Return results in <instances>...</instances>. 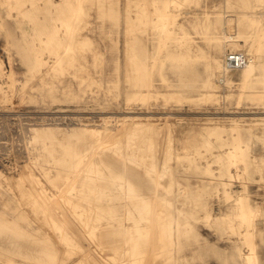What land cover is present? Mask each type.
Listing matches in <instances>:
<instances>
[{
    "label": "rangeland",
    "instance_id": "rangeland-1",
    "mask_svg": "<svg viewBox=\"0 0 264 264\" xmlns=\"http://www.w3.org/2000/svg\"><path fill=\"white\" fill-rule=\"evenodd\" d=\"M251 246L264 264V0H0V264H247Z\"/></svg>",
    "mask_w": 264,
    "mask_h": 264
},
{
    "label": "bare ground",
    "instance_id": "bare-ground-1",
    "mask_svg": "<svg viewBox=\"0 0 264 264\" xmlns=\"http://www.w3.org/2000/svg\"><path fill=\"white\" fill-rule=\"evenodd\" d=\"M169 9V8H168ZM76 11H77V8L75 9L74 8V10H73V13H76ZM174 11H171V10H167V9H161V10H159V13H160V16H163V17H165V19H164V23H163V25L161 26V29H160V33H161V40H164V38H165V35L169 32V25H168V23H170V22H172V21H174L175 19H176V14L175 13H173ZM169 17H171V19H169ZM68 45H70V44H68ZM247 53H250V50H248V52ZM253 67H254V62H252L251 61V59L250 58H248V60H247V62L243 65V67H241V68H243V70H244V73H243V82H245V81H247V79H248V76H249V74H250V72H251V70L253 69ZM131 77H135V75L134 74H132V76ZM123 121V120H122ZM121 121V122H122ZM111 123V122H110ZM117 123L118 122H115V124L117 125ZM125 122H123V124H121V123H118V124H121L122 125V127H124V124ZM109 124V123H108ZM142 124V123H141ZM106 125V124H105ZM129 125V124H128ZM137 124L135 123L134 125H133V123H132V126H131V124L129 125L130 127L128 128V132L127 133H129V136L131 135V134H133V133H135V130L137 129L136 127L137 126H141V125H137ZM147 125V124H146ZM143 126H144V124H143ZM151 126V125H150ZM149 126V127H150ZM156 126V125H155ZM109 127V126H108ZM111 127V126H110ZM139 127H138V129H139ZM142 127V126H141ZM145 127V126H144ZM143 127V128H144ZM154 127V126H153ZM143 128H140V129H142L143 130ZM148 128V127H147ZM125 129V128H124ZM146 129V128H145ZM149 129H151V128H149ZM112 130V129H111ZM119 130V129H118ZM117 130V131H118ZM155 134H157V135H159L158 133H160V130L162 131V129L160 128V127H155ZM138 131V133H140L141 132V130L139 131V130H136V132ZM148 131H150L151 132V130H148ZM100 132H103V131H101L100 129H97V128H95L94 130H93V133L97 136V137H100L99 136V134H100ZM107 132V131H106ZM105 132V133H106ZM143 132V131H142ZM144 132H145V130H144ZM120 133V132H119ZM119 133H116V134H114V133H107V136L106 137H104L105 139H107V140H117V139H119ZM109 134V135H108ZM125 136H126V134H125ZM123 137V136H122ZM121 138V137H120ZM237 142H238V134L237 135H235L234 137H233V141H232V143L236 146V148H237ZM87 149V148H86ZM85 149V150H86ZM238 150L236 149L235 151H233V152H231V157H233L234 158V156H236L237 154H238ZM85 154H86V152H85ZM83 155H84V153H82L81 155H80V157H79V159H81L82 160V158H83ZM239 199H240V201H239V203H238V206L240 207V209H238L239 211H238V213H237V215H239V217H240V221H239V223H240V225H244L245 226V231H244V234H245V237H246V241L247 242H249V243H251L252 244V242H251V240H252V235L254 234V231L252 230V228L250 227V225H251V222H252V214L254 213V208H251L247 203H246V195H241L240 197H238ZM246 256H247V264H258L257 263V261L255 260V255H254V249H253V246H251V247H249V251L247 252V254H246Z\"/></svg>",
    "mask_w": 264,
    "mask_h": 264
},
{
    "label": "built area",
    "instance_id": "built-area-1",
    "mask_svg": "<svg viewBox=\"0 0 264 264\" xmlns=\"http://www.w3.org/2000/svg\"><path fill=\"white\" fill-rule=\"evenodd\" d=\"M247 60L245 52L242 50H231L224 56V67L227 70H233L242 67Z\"/></svg>",
    "mask_w": 264,
    "mask_h": 264
}]
</instances>
